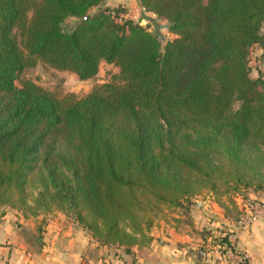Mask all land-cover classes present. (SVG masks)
<instances>
[{
	"label": "trees",
	"instance_id": "1",
	"mask_svg": "<svg viewBox=\"0 0 264 264\" xmlns=\"http://www.w3.org/2000/svg\"><path fill=\"white\" fill-rule=\"evenodd\" d=\"M102 2L0 0V207L73 212L101 244L130 248L182 204L184 181L206 182L201 161L220 152L234 169L264 146V80L247 60L264 48V0H140L175 35L163 50L148 27L92 13ZM37 59L80 80L105 61L119 82L65 100L18 88Z\"/></svg>",
	"mask_w": 264,
	"mask_h": 264
},
{
	"label": "crops",
	"instance_id": "2",
	"mask_svg": "<svg viewBox=\"0 0 264 264\" xmlns=\"http://www.w3.org/2000/svg\"><path fill=\"white\" fill-rule=\"evenodd\" d=\"M186 215L162 220L149 243L126 248L101 244L63 211L27 218L16 211V223L7 215L0 223V264H217L209 230L218 225L236 228L250 264H264V219L237 228L235 218L210 196L196 200Z\"/></svg>",
	"mask_w": 264,
	"mask_h": 264
},
{
	"label": "rangeland",
	"instance_id": "3",
	"mask_svg": "<svg viewBox=\"0 0 264 264\" xmlns=\"http://www.w3.org/2000/svg\"><path fill=\"white\" fill-rule=\"evenodd\" d=\"M130 2L134 4V7L127 4ZM108 8L115 11L118 21L128 19L141 26L148 27V30L158 37L162 50L168 41L175 38V35L169 30L168 22L143 11L140 0H103L101 5L94 9L92 13ZM120 18L122 19L120 20ZM79 22L80 20L78 19L67 20L64 26L65 30H72ZM247 60L250 76L253 79L261 78L264 80V48L258 44L253 46L248 53ZM119 75V67L102 61L95 77L88 80H80L71 71L58 70L37 59L34 66L27 67L23 71L19 79L15 81V85L21 88L24 81H32L44 90L53 93L58 99L65 100L70 96L83 98L101 85L111 82L118 83ZM239 108L240 102L238 100L234 101L229 115H232ZM242 156L245 162L237 163L234 169L229 167L228 156L220 152H214L210 155L209 160L201 161L203 169L208 174L206 182L195 178L184 181L187 182L188 193L182 199V204L180 206L163 205L161 207L162 210L154 219L151 231L162 220L175 218L176 215L188 218L186 214L189 212L190 205H194L196 200L200 201L208 196L213 197L220 203L235 220L241 211H245L248 203H257L260 206H264V146L247 147L245 152L243 151ZM235 169L242 175L240 180L236 179ZM180 173L184 175L183 171ZM16 211L22 213L26 218L37 217L32 215L25 216L16 207L3 205L0 207V223L5 215L8 216L11 225L16 223ZM55 211L61 210L55 209L50 213ZM44 214L47 213L39 215ZM68 214L77 218L73 212H68ZM211 231L209 230V237H211Z\"/></svg>",
	"mask_w": 264,
	"mask_h": 264
},
{
	"label": "built area",
	"instance_id": "4",
	"mask_svg": "<svg viewBox=\"0 0 264 264\" xmlns=\"http://www.w3.org/2000/svg\"><path fill=\"white\" fill-rule=\"evenodd\" d=\"M260 219H264V206L248 203L245 211H241L237 216L236 227H247ZM209 240L216 254L217 264H250L247 252L238 245L236 228L218 225Z\"/></svg>",
	"mask_w": 264,
	"mask_h": 264
}]
</instances>
